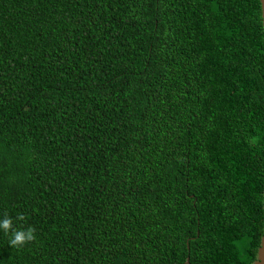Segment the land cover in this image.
<instances>
[{
    "label": "trees",
    "instance_id": "trees-1",
    "mask_svg": "<svg viewBox=\"0 0 264 264\" xmlns=\"http://www.w3.org/2000/svg\"><path fill=\"white\" fill-rule=\"evenodd\" d=\"M4 218L0 264H252L260 1L0 0Z\"/></svg>",
    "mask_w": 264,
    "mask_h": 264
},
{
    "label": "clouds",
    "instance_id": "clouds-1",
    "mask_svg": "<svg viewBox=\"0 0 264 264\" xmlns=\"http://www.w3.org/2000/svg\"><path fill=\"white\" fill-rule=\"evenodd\" d=\"M11 227V220L10 218L0 219V229H2L5 233L8 232L9 228ZM33 229L29 227L26 231L24 230H17L12 233V238L10 239L9 243L12 246L21 245L26 241H30L33 239Z\"/></svg>",
    "mask_w": 264,
    "mask_h": 264
},
{
    "label": "water",
    "instance_id": "water-1",
    "mask_svg": "<svg viewBox=\"0 0 264 264\" xmlns=\"http://www.w3.org/2000/svg\"><path fill=\"white\" fill-rule=\"evenodd\" d=\"M259 1H260V7H261L263 38H264V0H259ZM186 262L188 263V257L186 258ZM252 264H264V224H263V234L260 239V244L257 248L256 258L252 262Z\"/></svg>",
    "mask_w": 264,
    "mask_h": 264
}]
</instances>
